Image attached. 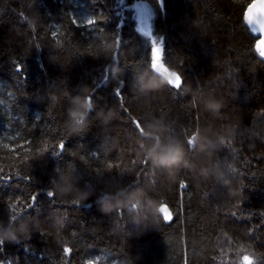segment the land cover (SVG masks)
I'll return each mask as SVG.
<instances>
[{
	"label": "trees",
	"instance_id": "obj_1",
	"mask_svg": "<svg viewBox=\"0 0 264 264\" xmlns=\"http://www.w3.org/2000/svg\"><path fill=\"white\" fill-rule=\"evenodd\" d=\"M252 1L0 0V236H15L0 264H264ZM139 2L175 82L152 69ZM78 10L102 22L78 26ZM168 146L179 159L156 166L149 152Z\"/></svg>",
	"mask_w": 264,
	"mask_h": 264
},
{
	"label": "clouds",
	"instance_id": "obj_2",
	"mask_svg": "<svg viewBox=\"0 0 264 264\" xmlns=\"http://www.w3.org/2000/svg\"><path fill=\"white\" fill-rule=\"evenodd\" d=\"M253 12L256 13L257 17H261L262 16L261 13H264V2H261V0H256V3L253 6ZM261 30L264 31V24L261 25ZM261 47H264V40L261 41ZM75 103L78 105V107L70 111V116L73 120L74 126H80L83 123V120L87 115V112L92 110L91 97L88 96L82 99L77 98ZM81 106L83 107V109H85L84 111L80 110ZM181 152L182 150L177 146H168L160 149L159 152H157L156 149L153 148L148 155L149 158H154V162L156 166H167L177 161L179 159ZM50 194L53 195V193ZM134 206H138V202L137 205ZM165 222L169 223L171 221H165ZM4 239L14 240L15 236L14 234H8L7 236H0V244L3 243Z\"/></svg>",
	"mask_w": 264,
	"mask_h": 264
},
{
	"label": "snow or ice",
	"instance_id": "obj_3",
	"mask_svg": "<svg viewBox=\"0 0 264 264\" xmlns=\"http://www.w3.org/2000/svg\"><path fill=\"white\" fill-rule=\"evenodd\" d=\"M148 2H149V0H148ZM158 2L162 5L163 0H158ZM121 3H123V0H121ZM138 5H140V4H138ZM251 5H252V3H251L250 5H248V7H247V11H248V8H249ZM140 6H141V5H140ZM247 11H246V12H247ZM246 12H245V13H246ZM92 17H94V18H92V19L90 20L89 23L84 24V27H85V28H92V27H93L94 25H96L97 23H101V22H102V19H103V18L99 17V15H95V16H92ZM243 19H244V16H243ZM244 21H245V20H244ZM73 22L76 23L78 26H80V22H79V20H78L77 18H74V19H73ZM245 22H246V21H245ZM246 23L249 25V27H250V31H251V33L254 34V36L256 37V40H257V41H262V40H264V31L261 30V25L264 24V15H262L261 17H257L256 22L253 23L252 25H250L248 22H246ZM257 25H258V26H257ZM159 43H160L161 47H160L157 51H158V52L161 54V56L163 57V56H164V49H163V46H162V42H159ZM256 43H257V42H256ZM256 43H255V44H256ZM255 44H254V48H255ZM150 54H151V49H150V52H149V60H150ZM262 60H264V59H262ZM17 70H18V71H22V69H20V68H18ZM182 83H183V78H181V85H182ZM121 89H122V87H116V89H115V94L117 95L118 98H121V99H122ZM139 125H140V122H139V121L135 122V126H136L137 128L139 127ZM58 148L62 151V150L64 149V142H60V143L58 144ZM5 179H8V178H7V177H4V176H0V180H5ZM25 179H30V177H25ZM179 187H180L181 189H184V188L187 187V185L182 181V182L180 183ZM48 195L51 196L50 193H49ZM33 199H34V198H33ZM2 250H3V245L0 244V251H2ZM70 251H71V250L68 249V251H67L66 254H69ZM245 260L248 262V264H255L254 259H253V257H252L251 255L246 256V257H242V264H245ZM93 264H95V262H93Z\"/></svg>",
	"mask_w": 264,
	"mask_h": 264
},
{
	"label": "water",
	"instance_id": "obj_4",
	"mask_svg": "<svg viewBox=\"0 0 264 264\" xmlns=\"http://www.w3.org/2000/svg\"><path fill=\"white\" fill-rule=\"evenodd\" d=\"M261 2H264V0H261ZM252 5L248 8V11H247V7H246V9H245V11H244V19H243V22H244V25L246 26V28L248 29V31H249V33L254 37V38H256L255 36H254V34L253 33H251V31H250V27H249V25L246 23V22H248L250 25H252L253 23H255L256 22V20H257V15H256V13H254L253 12V6H254V4L256 3V0H253L252 2ZM250 3V4H251ZM249 4V5H250ZM247 11V12H246ZM246 12V13H245ZM261 15H264V13H261ZM246 22H245V21ZM258 26V25H257ZM257 42V43H256ZM256 44H255V48H254V50H255V52L257 53V55H258V57L262 60V59H264V47H261V41H257L256 40ZM264 61V60H263ZM152 69L157 73V74H159V75H162V76H164L165 78H167V79H170V80H172V79H174V75H172L164 66H163V64H162V62L161 61H156V60H153V63H152ZM90 112V111H89ZM89 112H87V115H86V117L88 116V114H89ZM135 122H137V120H134L133 121V123H134V125H135ZM137 128V127H136ZM137 130L139 131V133H140V135H141V137H143V138H147V137H151V135H149V134H146L145 132H144V130L141 128V126L139 125V127L137 128ZM165 209H167V206L166 205H162V206H160L159 207V214L161 215V216H163V217H165V215H166V213H165ZM245 264H248V262L245 260Z\"/></svg>",
	"mask_w": 264,
	"mask_h": 264
},
{
	"label": "rangeland",
	"instance_id": "obj_5",
	"mask_svg": "<svg viewBox=\"0 0 264 264\" xmlns=\"http://www.w3.org/2000/svg\"><path fill=\"white\" fill-rule=\"evenodd\" d=\"M74 4V3H73ZM140 4V5H138ZM134 10H135V18H136V23L138 26V29L145 34L146 36L150 37L152 42H153V53H154V60L156 61H160L161 60V54L157 51L161 45H160V41L157 40L156 38H154L152 36V28H151V10L150 8L144 4V3H137L134 6ZM72 16L73 18H77L79 20V22H90V19L80 10L76 11V12H72ZM173 82H175V79H172ZM166 216L168 215L167 210L165 211Z\"/></svg>",
	"mask_w": 264,
	"mask_h": 264
}]
</instances>
